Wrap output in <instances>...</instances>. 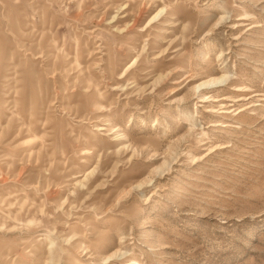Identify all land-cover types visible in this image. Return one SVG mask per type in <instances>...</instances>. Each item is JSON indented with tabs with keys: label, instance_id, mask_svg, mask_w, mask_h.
<instances>
[{
	"label": "rangeland",
	"instance_id": "1",
	"mask_svg": "<svg viewBox=\"0 0 264 264\" xmlns=\"http://www.w3.org/2000/svg\"><path fill=\"white\" fill-rule=\"evenodd\" d=\"M0 264H264V0H0Z\"/></svg>",
	"mask_w": 264,
	"mask_h": 264
}]
</instances>
